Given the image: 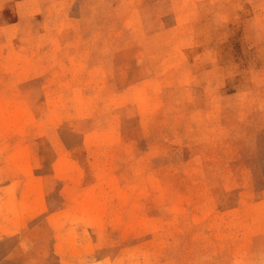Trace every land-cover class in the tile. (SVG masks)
Segmentation results:
<instances>
[{"label":"rangeland","instance_id":"1","mask_svg":"<svg viewBox=\"0 0 264 264\" xmlns=\"http://www.w3.org/2000/svg\"><path fill=\"white\" fill-rule=\"evenodd\" d=\"M0 264H264V0H0Z\"/></svg>","mask_w":264,"mask_h":264}]
</instances>
